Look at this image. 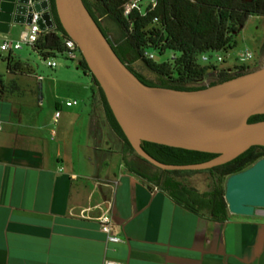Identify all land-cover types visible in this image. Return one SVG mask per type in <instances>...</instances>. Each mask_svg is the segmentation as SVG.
<instances>
[{
  "label": "crops",
  "instance_id": "0c3cea01",
  "mask_svg": "<svg viewBox=\"0 0 264 264\" xmlns=\"http://www.w3.org/2000/svg\"><path fill=\"white\" fill-rule=\"evenodd\" d=\"M11 8L0 0V46L26 29ZM12 56L9 71L0 50V264H264V215L211 221L149 188L124 166L98 94L63 107L78 88ZM104 215L122 242L108 241Z\"/></svg>",
  "mask_w": 264,
  "mask_h": 264
},
{
  "label": "trees",
  "instance_id": "16d2710c",
  "mask_svg": "<svg viewBox=\"0 0 264 264\" xmlns=\"http://www.w3.org/2000/svg\"><path fill=\"white\" fill-rule=\"evenodd\" d=\"M129 1L83 0L116 55L143 84L182 91L204 89L206 86L201 82L218 70V66L212 61L202 64L201 56L212 57L213 53L234 49L248 19L264 16V0H155V6L150 4L142 12L133 9L125 16L124 7ZM50 3L57 33L42 34L33 48L43 59L63 57V41L68 37L58 19L54 0ZM145 51L160 55L171 51L174 55L171 61L158 63L146 58ZM3 61L9 71L20 66L13 56L3 58ZM78 69L91 77V93L99 95L106 119L123 143L122 159L127 171L143 180L149 188L163 191L175 203L201 217L211 221L226 220L229 212L225 200L226 179L263 159L264 147H251L236 159L208 170H161L135 153L82 57ZM244 71L245 68L236 73L222 70L219 78L209 85L241 76L246 73ZM3 84L4 76L0 75V85ZM260 121H264V114L249 119V123ZM141 147L151 157L168 165L199 164L217 156L149 142H142ZM203 173L210 176L212 184L209 190L201 192L190 185L188 179Z\"/></svg>",
  "mask_w": 264,
  "mask_h": 264
},
{
  "label": "water",
  "instance_id": "95a60500",
  "mask_svg": "<svg viewBox=\"0 0 264 264\" xmlns=\"http://www.w3.org/2000/svg\"><path fill=\"white\" fill-rule=\"evenodd\" d=\"M8 22L28 26L41 14L42 31L56 26L46 0H11ZM58 19L78 46L91 75L135 153L166 171H203L226 164L251 147H264V66L194 91L149 87L116 55L83 0H54ZM142 142L217 155L210 161L168 165L147 154ZM228 211L264 215V158L225 182Z\"/></svg>",
  "mask_w": 264,
  "mask_h": 264
},
{
  "label": "rangeland",
  "instance_id": "374dc122",
  "mask_svg": "<svg viewBox=\"0 0 264 264\" xmlns=\"http://www.w3.org/2000/svg\"><path fill=\"white\" fill-rule=\"evenodd\" d=\"M150 0H143L142 4L146 5ZM264 16H252L248 19L243 31L237 37V46L224 53L221 52L219 55L223 57L224 61L218 63V69L221 70L223 67L234 68L236 65L244 63L247 66L256 67L258 59L262 57L264 59ZM155 61L158 63L171 61L174 53L166 51L163 55L157 52H153ZM4 53V52H3ZM7 54V53H6ZM22 60L24 64L29 65L32 69L44 77H50L55 82L70 81L74 87L78 88V101L85 102L88 104L91 98V77L85 74L81 69H78V61L67 60L64 57L57 58L58 67L56 69H50L43 63L41 58L31 47L23 46L19 51L14 52ZM247 54L252 55V59L241 62V58L246 57ZM77 59L80 58V54H77ZM216 61V54H212V62ZM254 68L252 70H254ZM241 71V70H240ZM219 75L214 73L208 74L205 79L201 82V85H208L211 82L216 81ZM1 86V85H0ZM37 89V88H36ZM38 91V90H36ZM80 99V100H79ZM63 102V101H62ZM63 107H65L63 105ZM39 109L47 110L53 109L51 103L44 100L42 107ZM189 184L203 192L209 190L212 180L208 174H197L188 179Z\"/></svg>",
  "mask_w": 264,
  "mask_h": 264
},
{
  "label": "built area",
  "instance_id": "2783aa9c",
  "mask_svg": "<svg viewBox=\"0 0 264 264\" xmlns=\"http://www.w3.org/2000/svg\"><path fill=\"white\" fill-rule=\"evenodd\" d=\"M46 1L50 3V0H46ZM142 2L143 0H130L124 7V15L128 16L133 9H137L138 11L142 12L150 4L155 6V0H150L146 5H143ZM50 11H51V3H50V9L48 8L44 12H50ZM40 18H41V14L34 13L31 24L26 26V29L23 32H21L18 40L5 38L0 46L1 52L7 53L8 57L9 56L11 57L12 55H14V52L21 50L23 46L34 48L36 42L38 41V39L42 34L57 33L56 26H53L51 29H47L46 31H42L37 23ZM63 47H64V52L62 56L65 59L79 62V60L81 59V54L79 52L77 44L72 39L66 37L63 41ZM78 53L80 54L79 59H77L76 57ZM213 54H216V61L214 62L215 65H217L218 63H222L224 61L223 57L219 55L220 53H213ZM144 56L149 60L155 59L153 53H151L150 51H145ZM250 59H252V55L247 54L246 57L241 58V62ZM42 60L43 63L50 69H56L58 67L57 59L55 58H47ZM210 61H212V57H210L209 55H203L200 58V62L202 64H208ZM242 68H247V65L242 63L240 65H236L232 69H221V70L218 69L216 71H213V73L219 75L222 70H224V72L226 73H236L239 72ZM39 79L43 80V77H39ZM62 104L67 108H71L77 106L79 104V101L64 100ZM60 115L61 112L56 110L55 121H57ZM99 221L101 224V229L108 234L109 242H113V243L122 242V240L119 237L112 235L111 221L108 215L102 216ZM103 264H124V263L112 261V260H106L104 261Z\"/></svg>",
  "mask_w": 264,
  "mask_h": 264
},
{
  "label": "flooded vegetation",
  "instance_id": "af4514ba",
  "mask_svg": "<svg viewBox=\"0 0 264 264\" xmlns=\"http://www.w3.org/2000/svg\"><path fill=\"white\" fill-rule=\"evenodd\" d=\"M249 1L251 2L252 0H249ZM263 48H264V41H263ZM263 66H264V59L262 57H260L258 59V62H257V65H256L255 68L254 67H251V66H247V68H245V71L244 72H249V71H252L253 68L255 70V69H258V68L263 67Z\"/></svg>",
  "mask_w": 264,
  "mask_h": 264
}]
</instances>
